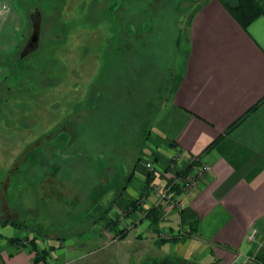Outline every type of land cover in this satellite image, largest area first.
Wrapping results in <instances>:
<instances>
[{
  "label": "rangeland",
  "instance_id": "obj_1",
  "mask_svg": "<svg viewBox=\"0 0 264 264\" xmlns=\"http://www.w3.org/2000/svg\"><path fill=\"white\" fill-rule=\"evenodd\" d=\"M193 1L0 0V219L41 228L46 261L121 264L108 222L127 206L93 222L151 160L142 127L166 103Z\"/></svg>",
  "mask_w": 264,
  "mask_h": 264
},
{
  "label": "crops",
  "instance_id": "obj_2",
  "mask_svg": "<svg viewBox=\"0 0 264 264\" xmlns=\"http://www.w3.org/2000/svg\"><path fill=\"white\" fill-rule=\"evenodd\" d=\"M224 1L230 8L238 5ZM16 2L9 3L15 8ZM255 2L261 13L245 28L219 0L192 2L180 32L178 68L149 137L153 145L146 163L152 170L138 165L113 207L139 201L117 227L127 231L117 242L126 249L116 255L121 264H264V0ZM192 158L210 169L193 191L173 190L180 208L156 202L145 190L148 173L150 187L163 184ZM151 207L160 209L158 233L145 217ZM193 224L196 232L185 240H168L185 235ZM21 232L0 228V264H33V236ZM56 252L57 264L76 260Z\"/></svg>",
  "mask_w": 264,
  "mask_h": 264
},
{
  "label": "trees",
  "instance_id": "obj_3",
  "mask_svg": "<svg viewBox=\"0 0 264 264\" xmlns=\"http://www.w3.org/2000/svg\"><path fill=\"white\" fill-rule=\"evenodd\" d=\"M224 6L225 8L228 10V12L236 19V21L243 26L244 28L249 25L252 21H254L259 15H260V9L257 6L255 0H238V5L234 8H230L226 5L224 0H219ZM134 27V28H133ZM137 27V25H136ZM131 29L133 31V33L135 34V24L132 22H128L127 26L125 27V30ZM131 37V35L129 36ZM132 46V42L129 41H125L123 43V47L124 48H130ZM19 61H22L21 59ZM131 109L135 110V106H131ZM153 126H149V127H145L143 125L142 129H143V135L142 138L143 139H149L150 137V133H151V129ZM215 143H212L207 150L211 149L214 146ZM156 160V159H154ZM192 170V166L191 164H188L187 166H185L184 170L182 172H180L178 174V176H188L190 174ZM134 172V170H133ZM133 173L131 174V176L127 177L126 181H125V186L123 187L122 191L126 189V185L129 183V180L131 179ZM153 180V176L152 174L148 173L147 177L145 179V190H151L150 184ZM173 190H175V192H179V188L176 187L173 188ZM120 195H122V192L120 193ZM118 199V198H117ZM117 199L113 200L112 202H110V204L105 208V210L102 212V215L100 216V218H98L97 221H94V224H97L98 222H100L101 220H103L108 213L113 209ZM138 200L136 201H132L127 205V209H130L132 206L133 208L137 207L138 205ZM145 217L148 219L150 227L152 228V230L156 233L159 232V221H160V209L158 207H151L145 210ZM108 224L110 226H113V228L118 227L119 225V219L118 218H110ZM7 226H11L13 228H16L18 230L24 231V232H28L29 234H31L33 236L32 240H30V245H31V249L34 252V260H33V264H48L46 261V252L44 250H39L37 247V240H40L41 238H43V236H46V234L44 233V231L41 228H38L36 231L33 229H30L25 222H21L18 221L16 219H9V218H3L0 219V228H4ZM196 232V228H195V224L191 225L188 229V232L185 233V235L183 234H178L177 236L171 237L170 239H168L169 241H179V240H185V238L188 236H191L192 234H194ZM117 235V239L122 240L126 237L127 235V231L125 229H120L116 232ZM9 242H17L20 243L19 240H8ZM59 241H64L63 238H60ZM166 260H152L150 264H164ZM173 264V263H172Z\"/></svg>",
  "mask_w": 264,
  "mask_h": 264
},
{
  "label": "built area",
  "instance_id": "obj_4",
  "mask_svg": "<svg viewBox=\"0 0 264 264\" xmlns=\"http://www.w3.org/2000/svg\"><path fill=\"white\" fill-rule=\"evenodd\" d=\"M188 164H191L192 166V170L188 176H174L167 179L163 184H152L151 191L153 192L152 195L155 197L156 202L169 201L176 208H180V204L175 199H173V188L177 187L183 192L193 191L196 186L203 180V177L209 172L210 169L209 166L203 164L196 158H192L188 162ZM145 168L148 171L152 170V163L147 162L145 164ZM255 235V230H252L249 235V239L252 240ZM230 264L239 263L237 260H234Z\"/></svg>",
  "mask_w": 264,
  "mask_h": 264
},
{
  "label": "water",
  "instance_id": "obj_5",
  "mask_svg": "<svg viewBox=\"0 0 264 264\" xmlns=\"http://www.w3.org/2000/svg\"><path fill=\"white\" fill-rule=\"evenodd\" d=\"M35 40H36V38H35V36H33V38H32V41H31V42H35Z\"/></svg>",
  "mask_w": 264,
  "mask_h": 264
}]
</instances>
